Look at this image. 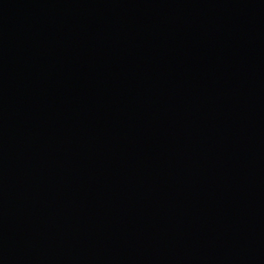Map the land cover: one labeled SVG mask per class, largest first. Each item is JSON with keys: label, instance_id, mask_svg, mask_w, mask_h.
<instances>
[{"label": "water", "instance_id": "obj_1", "mask_svg": "<svg viewBox=\"0 0 264 264\" xmlns=\"http://www.w3.org/2000/svg\"><path fill=\"white\" fill-rule=\"evenodd\" d=\"M0 264H264V0H0Z\"/></svg>", "mask_w": 264, "mask_h": 264}]
</instances>
